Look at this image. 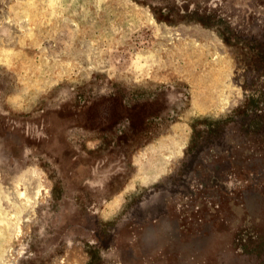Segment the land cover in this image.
Here are the masks:
<instances>
[{
	"label": "rangeland",
	"instance_id": "rangeland-1",
	"mask_svg": "<svg viewBox=\"0 0 264 264\" xmlns=\"http://www.w3.org/2000/svg\"><path fill=\"white\" fill-rule=\"evenodd\" d=\"M0 264H264V0H0Z\"/></svg>",
	"mask_w": 264,
	"mask_h": 264
},
{
	"label": "flooded vegetation",
	"instance_id": "flooded-vegetation-1",
	"mask_svg": "<svg viewBox=\"0 0 264 264\" xmlns=\"http://www.w3.org/2000/svg\"><path fill=\"white\" fill-rule=\"evenodd\" d=\"M262 92V91H261ZM261 92H253L252 93V95H250L249 96V94H251V92L248 90V91H244L243 92V94L245 95V97L244 98H246V100H245V102L243 103V108L245 109V108H250L251 106H252V104L254 103V101L256 102V105L255 106H253L254 108H257V111L258 110H260L261 111V109H260V102H261V100H262V93ZM246 94H248V96L246 95ZM243 95V96H244ZM246 113V114H245ZM245 113H244V115H248L249 114V112L248 111H246V109H245Z\"/></svg>",
	"mask_w": 264,
	"mask_h": 264
},
{
	"label": "crops",
	"instance_id": "crops-1",
	"mask_svg": "<svg viewBox=\"0 0 264 264\" xmlns=\"http://www.w3.org/2000/svg\"><path fill=\"white\" fill-rule=\"evenodd\" d=\"M225 85H227V84H225ZM230 95V91H229V94H228V96Z\"/></svg>",
	"mask_w": 264,
	"mask_h": 264
},
{
	"label": "trees",
	"instance_id": "trees-1",
	"mask_svg": "<svg viewBox=\"0 0 264 264\" xmlns=\"http://www.w3.org/2000/svg\"><path fill=\"white\" fill-rule=\"evenodd\" d=\"M246 114V113H245Z\"/></svg>",
	"mask_w": 264,
	"mask_h": 264
}]
</instances>
